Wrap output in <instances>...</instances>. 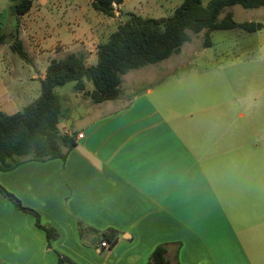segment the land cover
I'll list each match as a JSON object with an SVG mask.
<instances>
[{
    "label": "crops",
    "instance_id": "1",
    "mask_svg": "<svg viewBox=\"0 0 264 264\" xmlns=\"http://www.w3.org/2000/svg\"><path fill=\"white\" fill-rule=\"evenodd\" d=\"M132 1L65 43L16 34L30 50L29 63L41 69L19 77L23 86L10 97L25 98L20 110L40 97L52 60L80 53L96 64L113 21L129 6L142 10L143 0ZM182 3L153 2L165 14L161 18ZM232 31L237 41L221 50L229 65L217 67V101L202 96L198 104L187 89L182 112L155 100L151 88L100 104L74 90L83 111L73 128L59 125L64 135L76 136L67 160L31 161L0 172V184L59 237L49 243L36 218L0 193L1 264H59L61 258L62 264H148L161 245L171 264H264V40H249L264 24L253 33L224 30ZM231 69L229 80L225 72ZM66 101L63 115L73 108ZM79 223L101 233L115 230L117 244L106 250L93 233L82 237Z\"/></svg>",
    "mask_w": 264,
    "mask_h": 264
},
{
    "label": "trees",
    "instance_id": "2",
    "mask_svg": "<svg viewBox=\"0 0 264 264\" xmlns=\"http://www.w3.org/2000/svg\"><path fill=\"white\" fill-rule=\"evenodd\" d=\"M12 1L13 12L18 17L26 15L33 7V0ZM125 1L94 0L91 6L104 16L114 18L115 7ZM235 6L249 10L259 9L264 7V0H212L207 6L203 4V0H183L168 18L156 19L131 14L117 26L107 41L98 45L96 64L89 65L86 57L80 53L52 60L41 83V95L38 99L15 114L0 110V172H10L31 161H66L69 152L76 147V136L64 135L59 128L63 104L56 93L58 87L74 83V90L83 93L95 104L116 101L122 95L123 76L170 59L191 40V34L205 32L204 46L211 47L213 32L240 29L253 33L263 28L261 22H237L231 12L220 19L227 8ZM16 34H19L18 30L15 31ZM4 40L5 36L0 35V43ZM16 40L13 50L22 59L29 61V55L18 36ZM0 193L17 210L36 218L37 227L46 233L49 243L59 237L55 229L42 223L37 211L25 207L18 197L1 184ZM79 233L82 237L93 233L100 242L107 241L110 248L118 242L115 230L101 233L79 223ZM167 253L166 245L157 247L148 264H171ZM63 262L61 258L59 264Z\"/></svg>",
    "mask_w": 264,
    "mask_h": 264
},
{
    "label": "rangeland",
    "instance_id": "3",
    "mask_svg": "<svg viewBox=\"0 0 264 264\" xmlns=\"http://www.w3.org/2000/svg\"><path fill=\"white\" fill-rule=\"evenodd\" d=\"M92 1L33 0L31 14L18 17L13 12L12 0H0V35L5 36V40L0 43V110L7 114H15L21 111L19 106L23 102L25 103V98H20L17 95L10 97L15 93V89L23 86L19 77L28 74L31 70L34 73L41 71L35 64H30V56L29 61L23 60L13 50V45L17 41L14 31L18 30L20 34L28 36L27 39L33 37L38 41H43L44 38L50 39V43L72 41L74 36H78L85 26L95 24L98 20H107L106 16L92 8ZM138 1L140 0H133L130 4L138 3ZM143 2V6L139 5L142 10L129 6L127 13L121 15L124 21L131 14L136 13L143 17L149 16L156 19L165 17V14L154 8V0H143ZM227 12H232L234 20L237 22L254 20L264 24V7L249 10L237 6L227 8L225 15L228 14ZM121 17L113 21L110 33H113L117 25L121 23ZM211 40L214 47L204 52L202 47L205 42V32L191 34L190 43H186L181 51L174 54L170 59L140 70L131 71L125 75L122 94L127 95L130 90V92L134 90L135 93H143V91L151 88L155 91V95L152 96L155 100L159 99L167 108L173 106L182 112L186 111L187 89L192 90L196 95L198 104L203 100L202 96L204 99L217 101L220 98L217 67L229 65H226L227 61L221 55V50L233 46L237 39L234 31L232 33L217 31L213 33ZM249 40L252 42L264 40V31L250 37ZM25 51L29 52L30 50L27 48ZM230 72L232 69L225 72L229 80L232 79ZM74 86V83H69L56 89L63 106L67 104L66 98L73 105L72 110L62 116L61 127L73 128L75 121L83 111L80 106H76V97L73 95L75 93ZM203 91H205V95L209 96H205Z\"/></svg>",
    "mask_w": 264,
    "mask_h": 264
},
{
    "label": "built area",
    "instance_id": "4",
    "mask_svg": "<svg viewBox=\"0 0 264 264\" xmlns=\"http://www.w3.org/2000/svg\"><path fill=\"white\" fill-rule=\"evenodd\" d=\"M83 136H84L83 134H80L79 138H83ZM102 247L104 249H106V250H109L110 249V244L107 241H105V242L102 243Z\"/></svg>",
    "mask_w": 264,
    "mask_h": 264
}]
</instances>
